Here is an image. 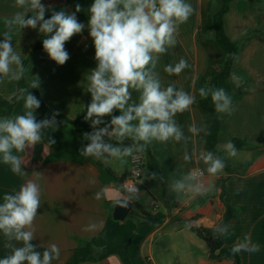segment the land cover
Returning <instances> with one entry per match:
<instances>
[{"label": "crops", "instance_id": "crops-1", "mask_svg": "<svg viewBox=\"0 0 264 264\" xmlns=\"http://www.w3.org/2000/svg\"><path fill=\"white\" fill-rule=\"evenodd\" d=\"M215 1L186 0L195 11L187 22L179 25L177 44L160 55L155 68L163 87L174 84L194 97L189 110L175 116L187 142L152 141L146 147L159 162L161 174L169 186L168 199L161 185L158 184L160 190L153 191L152 183L155 182L152 179L151 183L146 182L144 171L148 169L144 157L141 201L133 209L164 214V220L156 225L141 226L128 219L129 216L116 220L114 201L124 196L120 179L132 171L131 157H127L122 165L115 159L105 162L80 155L86 145L67 124L45 129L44 142L21 154L27 163L23 177L14 174L10 165L3 163L0 154V203H3L5 193L14 194L29 180L40 185L42 204L34 221L32 243L40 252L50 244L58 245L60 257L52 264H68L77 250L88 244L93 246L94 257H98L101 251L122 246L132 236V264H232L227 259H212V246L185 226L189 223L215 227L223 222L227 205L236 210V216L227 224L228 232L222 235L224 246L233 248L247 236L252 243L259 245V251L237 252L241 264H264V0L255 3L234 0L224 16L225 31L232 41L239 43L240 49L232 66L231 80L220 81L218 85L231 97L234 111L222 114V131L216 148L224 153L233 173L223 169L217 176L209 177L207 166L198 157L200 153L208 152L213 143L215 126L200 105L199 89L209 88V81L221 71L226 56L224 47L211 38V14ZM41 3L48 9L46 19L53 10L72 13L79 4L81 11L76 16L79 22L87 25L88 8L93 0H41ZM20 11L23 10L15 6V0H0V41L7 30L6 21ZM10 35L13 48L23 61V77L30 86L39 80V87L33 89L45 105L52 112L58 111L70 119L84 117L86 106L91 102V94L87 91L88 76L96 67L95 49L88 28L66 42L65 49L70 58L64 65L51 60L43 47L34 52L36 45L47 38L38 28L20 29L17 26ZM181 58L187 61V68L179 75L165 72L166 65H175ZM16 95L17 81L0 77V97L10 100ZM139 95L138 91L132 90L130 102H139ZM23 104V100H18L11 117L24 113ZM35 115L37 120L46 118H38L37 109ZM104 120L106 123L110 121L108 117ZM87 123L91 127V121ZM193 124L204 131L193 135L189 132ZM48 137H52L55 144L49 146ZM234 138L248 141L251 147L237 150L235 157H229L225 146ZM129 140L124 146L133 144ZM186 151L192 157L188 162L183 158ZM13 152L15 154V150ZM193 169L204 171L210 191L195 198L178 195L172 190L171 183ZM223 185L225 193L222 198ZM102 190V198L95 199L94 194ZM152 200L158 204L157 211L150 207ZM167 200L176 205L173 210ZM90 223L97 227L85 231ZM4 243L5 238L0 233V259L10 253ZM80 264L124 263L119 256L110 255L101 261Z\"/></svg>", "mask_w": 264, "mask_h": 264}, {"label": "clouds", "instance_id": "clouds-1", "mask_svg": "<svg viewBox=\"0 0 264 264\" xmlns=\"http://www.w3.org/2000/svg\"><path fill=\"white\" fill-rule=\"evenodd\" d=\"M15 6L23 11L6 21L7 30L0 41V77L19 81L24 76L21 55L14 50L10 35L15 27L38 28L47 37L42 41L44 51L57 65H64L70 58L65 49L66 42L82 33L85 27L89 30L96 67L88 76L87 91L91 94V102L86 106L84 120L91 121L93 131L85 134L84 139L89 143L82 147L80 155L93 156L105 162L115 159L123 165L127 157L144 151L152 141L165 143L171 139L187 142L175 116L189 110L194 97L183 89H177L174 84L163 87L155 68L160 55L177 44L179 25L187 22L195 11L191 3L186 0H93L88 8L87 25L79 22L76 16L81 11L79 4L72 13L53 10L47 19L45 13L48 9L41 0H15ZM187 67V61L181 58L175 65H166L164 70L169 75H179ZM37 87L38 79L31 84V88ZM132 90L140 93L139 102H130ZM199 94L202 98L211 95L217 113L231 114L234 111L231 97L223 88L202 87ZM15 98L24 101V113L0 118V154L3 163L10 165L14 174L23 177L27 163L21 154L44 142L45 129L58 127L56 117L59 112L37 120L35 112L41 106L40 99L23 88L18 90ZM114 110H118L120 115H113ZM104 117L111 119L106 123ZM202 131L204 129L195 124L189 128L193 135ZM126 139H131L133 144L124 146ZM110 140L117 143L108 142ZM47 143L50 146L55 144V140L48 137ZM225 151L229 157L237 155L232 142L225 146ZM183 158L186 162L192 159L187 151ZM198 160L207 166L209 177L222 173L226 166L224 159L211 151L200 153ZM149 178L156 179L157 174L152 173ZM171 188L178 195H190L192 198L207 195L210 191L204 171L200 169H193L173 181ZM124 191L126 195L116 199L115 206L127 208L140 194L136 186ZM102 192L95 193L94 198L101 199ZM41 204L40 185L32 180L23 183L14 194H4L3 203H0V233L5 238L4 248L10 253L0 259V264H52L59 259L60 248L55 243L43 252L37 251V246L32 243L35 238L34 221ZM96 227L95 223H90L85 231ZM228 228L229 225H219L215 232L226 234ZM242 250L258 252L259 245L246 236L243 242L232 248L234 254Z\"/></svg>", "mask_w": 264, "mask_h": 264}, {"label": "trees", "instance_id": "trees-1", "mask_svg": "<svg viewBox=\"0 0 264 264\" xmlns=\"http://www.w3.org/2000/svg\"><path fill=\"white\" fill-rule=\"evenodd\" d=\"M233 1L234 0H216L214 4V9L211 14L212 24H213L211 38L224 47L226 51V56L222 64L221 71L209 81L210 89H217L220 81L231 80L232 66L240 49L239 43L234 42L229 38L224 27V16L229 11L230 4ZM251 1L255 3L261 0H251ZM256 32H259V30ZM42 47H43V43H38L34 48V52L41 49ZM21 88L29 90L33 95H35L38 99H40L38 92L33 88H31V86L26 82L24 77L19 81H17V94H18V90ZM40 101H41V106L40 108L37 109V117L38 118L50 117L53 112L45 105V103L41 99ZM17 102L18 100L15 97L10 100H6L0 97V118L11 117ZM200 105L202 109L208 114V116L210 117V119L212 120L215 126L213 133V143L209 147L208 151H211L216 156L223 158L226 165L224 169L226 170L227 173L232 174L233 171L230 162L225 158L224 153L220 152L216 148L218 144V137L222 131L223 116L222 114L217 113L215 111V105L213 104L211 95H209L207 98H202V100L200 101ZM113 115L118 116L119 115L118 111L114 110ZM108 118L111 119V117ZM56 119L58 121V124H67L71 126L73 128L72 133L76 134L85 145L89 143V141L84 139V136L87 133H91L93 129L90 127L87 121L84 120L83 116H80L76 119H70L65 115L59 114L56 117ZM105 139L107 140L106 137ZM108 142L113 144L117 143L115 140H110ZM128 142H130L129 139H126L124 141V143H128ZM232 143H234L237 150L249 149L251 147L248 141L240 138H234L232 140ZM140 153L144 157H146V168L150 171L151 175L152 173L157 174V178L152 180L155 183L162 186L163 192L166 195V199H168L167 193L169 191V186L165 178L161 174L159 162L151 154L149 148H145V150L141 151ZM125 177L126 176H123L120 179V182ZM122 193L126 195L123 191ZM224 193H225V185L222 186V198L224 196ZM167 203L169 205L170 210H173L176 207L175 204H170L169 200H167ZM136 206L137 204L133 205V207ZM235 216H236V210L233 207L227 205V213L224 217L223 222L219 225H227L232 219H234ZM165 218L166 216L164 214L161 213L153 214L143 209H138V210L133 209V211H131L128 217V219L133 220L137 226H141L144 224L156 225ZM185 226L189 227L193 233H195L198 237H200L201 239H203L212 246V250L210 253V257L212 259L214 260L227 259L230 260L232 264H241V260L238 253L234 254L232 252L231 247L224 246L222 242L223 234H219L215 232L216 226L209 228V227L195 226V225L192 226L189 223H186ZM132 240H133V236L130 237L128 241L122 246L101 251L98 257H94L93 246L88 244L82 248H79L73 259L68 264H80L85 262L101 261L110 255L119 256L124 264H132L130 257V245Z\"/></svg>", "mask_w": 264, "mask_h": 264}, {"label": "built area", "instance_id": "built-area-1", "mask_svg": "<svg viewBox=\"0 0 264 264\" xmlns=\"http://www.w3.org/2000/svg\"><path fill=\"white\" fill-rule=\"evenodd\" d=\"M132 171L120 182V189L125 193V188L136 186L140 194L137 198H134L130 203L132 205L138 204L141 201L142 192V167L144 163V156L136 152L134 157H131ZM126 194V193H125ZM150 207L154 210H158V204L154 200L151 201Z\"/></svg>", "mask_w": 264, "mask_h": 264}, {"label": "water", "instance_id": "water-1", "mask_svg": "<svg viewBox=\"0 0 264 264\" xmlns=\"http://www.w3.org/2000/svg\"><path fill=\"white\" fill-rule=\"evenodd\" d=\"M131 211H133V205L131 203H129L127 208H121L118 205H116L114 218L116 220H124L130 215Z\"/></svg>", "mask_w": 264, "mask_h": 264}, {"label": "rangeland", "instance_id": "rangeland-1", "mask_svg": "<svg viewBox=\"0 0 264 264\" xmlns=\"http://www.w3.org/2000/svg\"><path fill=\"white\" fill-rule=\"evenodd\" d=\"M144 175H145V177H146V182L151 183L152 181H151L150 178H149L151 174L149 173L148 170H145V171H144ZM152 184H154V185H152V186H153V187H152V190H153V191L160 190L161 187H160L158 184H156V183H152ZM158 197H159L158 199H160V200L162 199V197H161L160 195H159Z\"/></svg>", "mask_w": 264, "mask_h": 264}]
</instances>
